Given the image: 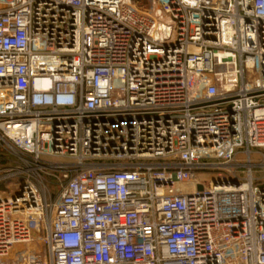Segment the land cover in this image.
I'll return each instance as SVG.
<instances>
[{
    "label": "built area",
    "instance_id": "built-area-1",
    "mask_svg": "<svg viewBox=\"0 0 264 264\" xmlns=\"http://www.w3.org/2000/svg\"><path fill=\"white\" fill-rule=\"evenodd\" d=\"M140 1L0 0V264H264V0Z\"/></svg>",
    "mask_w": 264,
    "mask_h": 264
},
{
    "label": "rangeland",
    "instance_id": "rangeland-1",
    "mask_svg": "<svg viewBox=\"0 0 264 264\" xmlns=\"http://www.w3.org/2000/svg\"><path fill=\"white\" fill-rule=\"evenodd\" d=\"M139 7L142 10H147L149 8L148 1L147 0H141ZM238 161H239V163H245L246 157L245 156H239ZM251 161H252V163L257 164V166H258L252 170L253 176H255L256 178H260L261 180H264V161H263L262 157L259 154L252 153Z\"/></svg>",
    "mask_w": 264,
    "mask_h": 264
},
{
    "label": "water",
    "instance_id": "water-1",
    "mask_svg": "<svg viewBox=\"0 0 264 264\" xmlns=\"http://www.w3.org/2000/svg\"><path fill=\"white\" fill-rule=\"evenodd\" d=\"M200 189V188H199Z\"/></svg>",
    "mask_w": 264,
    "mask_h": 264
}]
</instances>
